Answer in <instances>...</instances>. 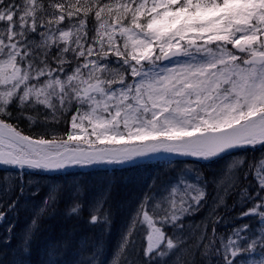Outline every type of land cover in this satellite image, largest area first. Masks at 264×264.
Returning a JSON list of instances; mask_svg holds the SVG:
<instances>
[{
    "label": "snow or ice",
    "instance_id": "1",
    "mask_svg": "<svg viewBox=\"0 0 264 264\" xmlns=\"http://www.w3.org/2000/svg\"><path fill=\"white\" fill-rule=\"evenodd\" d=\"M165 158L126 201L56 179ZM0 172V264H32L62 206L97 231H63L39 264H102L117 211L109 264H264V0H0ZM238 205L257 226L225 237Z\"/></svg>",
    "mask_w": 264,
    "mask_h": 264
},
{
    "label": "trees",
    "instance_id": "2",
    "mask_svg": "<svg viewBox=\"0 0 264 264\" xmlns=\"http://www.w3.org/2000/svg\"><path fill=\"white\" fill-rule=\"evenodd\" d=\"M70 115L71 113H68L69 117ZM39 119H43V116H40L38 120ZM23 121L25 122L26 125H28L27 120L23 119ZM59 126L63 128L68 127L67 125H59ZM161 168H162L161 166L154 167V166L148 165V163H144L143 165H139L136 167L128 166L123 169H116L115 171H112V170L91 171L83 176V179L81 182L84 183L86 186H89L92 190H95L96 188L102 187L103 185H105V181L111 178V176L109 175L112 173L113 175L117 173L118 179H120L123 175L127 173H132L136 176L143 177L142 186L140 188H133L129 185H124L123 182L120 180L119 181L121 184L117 185L116 181L114 180L116 200L125 201V198L129 195V191H133L134 189H144L147 186L148 182L153 177V175H155L157 171ZM73 176H79V175L78 174L69 175L68 181L73 179ZM61 180L67 182L66 176H62ZM233 202L234 201H232L231 204H229V206L232 205ZM62 210H63V206L61 208L60 214H58L56 217L52 219L44 220L42 222L41 231L38 233L37 239L33 245V253L30 257L27 258L31 260L32 264H39V262L45 258L44 249L50 240L61 238L62 232L68 230L69 228L73 226H76L79 228V231L76 233L77 239H79L81 236H87L90 233L92 234L96 233L97 230L93 228H89L88 225L83 221H80V222H76L74 220L66 221L63 218ZM221 211L224 216L234 215L233 217H224L225 220H229V218H233V219L229 220L227 224L222 222L220 225L217 226V231L224 233L225 237H227V235L233 228L232 227V225L234 224L233 222L236 221L234 217L237 216V214L241 211V209H240V206H237L236 208H234L232 211H229V212H224L223 209ZM117 212H119L118 217H115L113 220L111 233L105 238V247H104L103 255L101 257L102 264H109V261L113 258V253H114V250L117 245V241L120 236L121 225L124 219L126 218V217H121L124 211H117ZM22 214L23 213H19V216L16 219H19L20 215ZM26 214H27V211H26ZM31 215L32 214L30 212L29 216ZM85 215L87 214L85 213ZM24 218L25 217H22L23 220ZM30 219L31 217H27L26 220L29 222ZM28 222H25V223H28ZM20 230L21 229H18V226H17L16 231H20ZM8 258L10 259L11 257H8ZM72 259H73V255H72V251L70 250L69 253L64 257L63 264H71Z\"/></svg>",
    "mask_w": 264,
    "mask_h": 264
},
{
    "label": "rangeland",
    "instance_id": "3",
    "mask_svg": "<svg viewBox=\"0 0 264 264\" xmlns=\"http://www.w3.org/2000/svg\"><path fill=\"white\" fill-rule=\"evenodd\" d=\"M113 2H117V0H113ZM120 2H122V0H120ZM103 15V14H102ZM90 19V21H91V17L89 18ZM63 23H67V20L65 21V22H63ZM91 26V25H90ZM229 47H231V46H229ZM166 63V62H165ZM259 155H260V153H259V151L257 150V152H256V157H257V159L259 158ZM161 156H164V155H161ZM167 158H165V159H153V160H151V161H145V160H141V161H139V165H142V164H144V163H148V165H151V166H154V167H157V166H161V167H163L165 164H166V162H167V160H166ZM173 159H175V158H173ZM250 160V159H249ZM109 176H111V180H115L116 181V183H117V185L118 184H121L120 183V181H122V182H124L125 180H126V175H123L120 179H118V177H117V173H115V175H113V173L112 174H110ZM163 176H161V178H162ZM58 177H56V179H57ZM68 178V176H66V179ZM110 179H108V180H110ZM108 180L107 181H105V184L108 182ZM120 180V181H119ZM248 181L249 182H251V184H252V187L249 189L251 192H255V181L252 179V175L251 176H248ZM245 183H247V182H245ZM142 189H134L133 191H129V195L125 198V201L126 200H128V199H130L132 196H133V194H136V195H138L139 193H140V191H141ZM227 198L228 199H230L231 201L233 200V201H235L236 199H237V196L235 195V194H233V195H229V196H227ZM226 198V199H227ZM134 203H135V201H133V205H134ZM247 203L246 204H244V206H246V207H244L245 209L246 208H248L247 207ZM250 205V204H249ZM250 207V206H249ZM118 213L119 212H116V215H115V217H118ZM29 214H30V211L29 210H27V214L25 215V217H31V216H29ZM204 215V213L203 212H201L199 215H197V216H195V217H192V219H195V220H199L200 218H201V216H203ZM121 217H126V211H124L123 212V215L121 216ZM236 217V216H235ZM27 219V218H26ZM25 219V220H26ZM11 220V219H10ZM28 223H25L24 222V220L22 219V217H20L19 219H16V225L18 226V229H24L25 228V226L27 225ZM241 224H249L250 225V227L251 228H256V221H255V218H253V217H245L244 219H243V222H241V223H239V224H234L232 227H238L239 225H241ZM1 229V228H0Z\"/></svg>",
    "mask_w": 264,
    "mask_h": 264
}]
</instances>
